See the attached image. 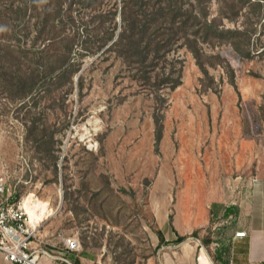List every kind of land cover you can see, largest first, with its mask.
I'll return each instance as SVG.
<instances>
[{"label":"rangeland","instance_id":"rangeland-1","mask_svg":"<svg viewBox=\"0 0 264 264\" xmlns=\"http://www.w3.org/2000/svg\"><path fill=\"white\" fill-rule=\"evenodd\" d=\"M122 3L73 7L95 50L77 42L73 72L35 83L26 96L0 90V163L26 207L29 199L47 202L39 236L74 237L106 264H145L160 243L159 226L200 233L215 203L242 204L264 180V29L259 8L222 19L245 33L232 36L237 47L200 45L209 78L187 48L170 52L158 66L180 69V83L160 89L161 100L134 65L107 48ZM182 4L202 11L195 0ZM218 6L209 1L210 17Z\"/></svg>","mask_w":264,"mask_h":264},{"label":"trees","instance_id":"trees-1","mask_svg":"<svg viewBox=\"0 0 264 264\" xmlns=\"http://www.w3.org/2000/svg\"><path fill=\"white\" fill-rule=\"evenodd\" d=\"M195 1L201 6L199 13L184 8L182 0H122L120 28L114 39L112 32L106 36L107 41L112 40L107 48L134 65L139 77L155 86L154 94L161 100L165 98L160 89H173L180 83V69L158 66L170 52L184 46L209 78L200 45L213 46L226 40L237 47L238 41L232 36L245 33L239 27L224 26L222 19L235 20L245 7L259 8L256 20L264 29V0H218L217 15L211 17L207 8L210 0ZM95 3L96 0H0V90L11 97L26 96L35 83L52 75L58 80L65 72H73L75 63L70 61V54L77 42L81 49L95 51L89 45L92 33L88 25L80 30L76 27L79 20L73 7ZM67 23L74 25L71 32L65 31ZM190 27L194 29L189 31ZM12 39L14 43L10 44ZM38 40L44 43L36 47ZM230 77L235 85L232 73ZM155 121L159 122V118ZM161 125L160 122L157 137ZM168 218L171 221L172 215ZM191 234L196 235V230ZM184 237L178 235L177 241Z\"/></svg>","mask_w":264,"mask_h":264},{"label":"crops","instance_id":"crops-1","mask_svg":"<svg viewBox=\"0 0 264 264\" xmlns=\"http://www.w3.org/2000/svg\"><path fill=\"white\" fill-rule=\"evenodd\" d=\"M264 177V173H260ZM248 194V201L215 203L208 228L197 233L180 231L172 223V231L159 226L161 240L155 255L145 264H259L264 261V180ZM196 230V235L192 231ZM236 231H245L235 236ZM178 235L185 237L177 241ZM62 236L46 238L40 234L39 248L46 249L51 257L41 255L42 264H106L87 248L69 249ZM33 244L35 243L32 242ZM0 264H14L3 257Z\"/></svg>","mask_w":264,"mask_h":264},{"label":"built area","instance_id":"built-area-1","mask_svg":"<svg viewBox=\"0 0 264 264\" xmlns=\"http://www.w3.org/2000/svg\"><path fill=\"white\" fill-rule=\"evenodd\" d=\"M38 225L39 222L31 221L25 200L15 195L6 164L0 163V251L3 257L14 264H42L41 255L51 257L49 251L39 248ZM234 235L243 236L245 231H236ZM63 240L69 249L80 247L74 237H64Z\"/></svg>","mask_w":264,"mask_h":264},{"label":"bare ground","instance_id":"bare-ground-1","mask_svg":"<svg viewBox=\"0 0 264 264\" xmlns=\"http://www.w3.org/2000/svg\"><path fill=\"white\" fill-rule=\"evenodd\" d=\"M26 211L32 222H39L40 217L47 211H49L47 202L40 199H34L33 201L29 199L27 202V207L25 205ZM38 211V212H37Z\"/></svg>","mask_w":264,"mask_h":264}]
</instances>
